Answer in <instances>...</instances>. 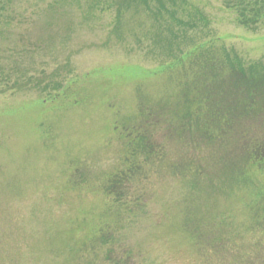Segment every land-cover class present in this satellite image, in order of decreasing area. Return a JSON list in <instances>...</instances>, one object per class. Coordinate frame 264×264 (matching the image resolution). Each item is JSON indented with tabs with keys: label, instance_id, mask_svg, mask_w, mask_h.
Instances as JSON below:
<instances>
[{
	"label": "rangeland",
	"instance_id": "obj_1",
	"mask_svg": "<svg viewBox=\"0 0 264 264\" xmlns=\"http://www.w3.org/2000/svg\"><path fill=\"white\" fill-rule=\"evenodd\" d=\"M227 55L264 65V20L222 0H0V264H264V170L190 184L234 179L264 121L178 132Z\"/></svg>",
	"mask_w": 264,
	"mask_h": 264
},
{
	"label": "trees",
	"instance_id": "obj_2",
	"mask_svg": "<svg viewBox=\"0 0 264 264\" xmlns=\"http://www.w3.org/2000/svg\"><path fill=\"white\" fill-rule=\"evenodd\" d=\"M222 3L226 8L236 11L239 23L245 27L253 28L258 22L264 20V0H222ZM226 57L224 63L230 74L228 79L220 80L219 77L214 81L210 80V85L202 82L200 90L196 87L193 89L194 92L189 93L186 89L183 93V104L187 106L180 111L179 123H182V126L178 128V132L193 130L203 139L214 140L217 136L229 135L233 132L235 122L248 116L257 121H264V65L255 63L244 67L237 58L234 62L229 55ZM221 81L226 83L225 86L222 89L217 87L212 91L216 83L222 86ZM50 85L45 88H52L53 91L61 89L60 84L56 88L52 87L53 83ZM252 142L253 140L245 146L248 152L247 160L242 168L235 170L238 175L234 179L225 182L226 176L221 175L215 180H209L204 171L200 176L202 171H195L190 184L193 183L194 187L202 183L209 184L211 190L219 192L224 189L232 191L234 186L240 184L252 186L253 168L264 170V140ZM145 143L146 141L141 139L138 145L143 152L147 150ZM148 150L152 151L150 148ZM116 183L117 180H113V184ZM258 192L262 194H255L256 210L253 216L264 218V190Z\"/></svg>",
	"mask_w": 264,
	"mask_h": 264
}]
</instances>
